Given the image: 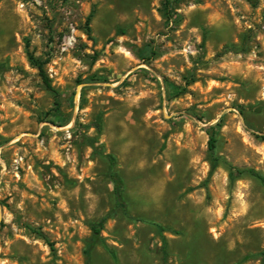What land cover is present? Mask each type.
Returning a JSON list of instances; mask_svg holds the SVG:
<instances>
[{
    "label": "rangeland",
    "instance_id": "374dc122",
    "mask_svg": "<svg viewBox=\"0 0 264 264\" xmlns=\"http://www.w3.org/2000/svg\"><path fill=\"white\" fill-rule=\"evenodd\" d=\"M174 1L0 0V264H264V0Z\"/></svg>",
    "mask_w": 264,
    "mask_h": 264
},
{
    "label": "trees",
    "instance_id": "16d2710c",
    "mask_svg": "<svg viewBox=\"0 0 264 264\" xmlns=\"http://www.w3.org/2000/svg\"><path fill=\"white\" fill-rule=\"evenodd\" d=\"M174 0H165V13L167 15L168 18L172 17V12H173V8L175 5ZM91 16L90 15L88 17V22L91 20ZM28 58L31 62V64L33 66H35L40 73V76L42 78V81L44 83V85L46 86V88L53 92L54 89L52 87L51 84V80L49 78V75L47 74L43 63L36 59L29 51H28ZM216 137H215V133L213 132L210 136V140H209V150L212 154L211 156V172L210 175H212L214 173V171L216 170L218 164H217V160L218 158L215 157V149H216ZM111 164L112 166H114L113 163V159L111 158ZM227 167H228V171H229V179L231 182H234L235 180H237L238 178H241L243 175L248 174L251 177L256 178L257 180H259L261 183L264 184V175H262L261 173H259L258 171L254 170V169H239L236 168L228 163H226ZM113 170V167H112ZM111 182L114 185V195H115V204L116 206L122 210V212L124 214H127V204L126 201L124 199V182L123 179L120 177V175L115 172L112 171L111 172ZM92 240H91V244H90V249H92L94 246H96L98 243L102 242V237H101V230L100 228H98V226L93 225L92 227ZM159 231L161 232V234L165 231V228L162 226H158ZM163 236V235H162ZM164 238V248L167 247V241Z\"/></svg>",
    "mask_w": 264,
    "mask_h": 264
}]
</instances>
